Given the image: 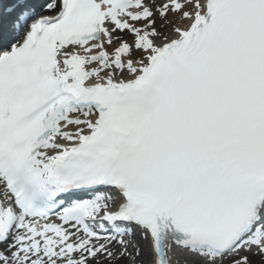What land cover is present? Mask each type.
<instances>
[{"label":"snow or ice","instance_id":"obj_1","mask_svg":"<svg viewBox=\"0 0 264 264\" xmlns=\"http://www.w3.org/2000/svg\"><path fill=\"white\" fill-rule=\"evenodd\" d=\"M264 264V0H14L0 12V264Z\"/></svg>","mask_w":264,"mask_h":264},{"label":"rangeland","instance_id":"obj_2","mask_svg":"<svg viewBox=\"0 0 264 264\" xmlns=\"http://www.w3.org/2000/svg\"><path fill=\"white\" fill-rule=\"evenodd\" d=\"M122 264H125V262H124V263H122ZM126 264H128V262H127Z\"/></svg>","mask_w":264,"mask_h":264}]
</instances>
